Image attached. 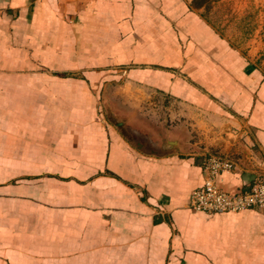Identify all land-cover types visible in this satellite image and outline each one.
<instances>
[{"label": "crops", "instance_id": "0c3cea01", "mask_svg": "<svg viewBox=\"0 0 264 264\" xmlns=\"http://www.w3.org/2000/svg\"><path fill=\"white\" fill-rule=\"evenodd\" d=\"M224 1L0 0V264H264L263 213L189 207L225 134L224 189L264 161Z\"/></svg>", "mask_w": 264, "mask_h": 264}, {"label": "built area", "instance_id": "2783aa9c", "mask_svg": "<svg viewBox=\"0 0 264 264\" xmlns=\"http://www.w3.org/2000/svg\"><path fill=\"white\" fill-rule=\"evenodd\" d=\"M232 135V136H230ZM244 134L238 131L225 134V140L230 143V151L210 149L202 154L204 185L191 194L189 207L197 212L205 213H241L247 210H258L264 214V161H260L248 190L232 192L221 186L223 175L238 171L239 163L234 157L231 147ZM232 150V151H231Z\"/></svg>", "mask_w": 264, "mask_h": 264}, {"label": "rangeland", "instance_id": "374dc122", "mask_svg": "<svg viewBox=\"0 0 264 264\" xmlns=\"http://www.w3.org/2000/svg\"><path fill=\"white\" fill-rule=\"evenodd\" d=\"M212 16L219 26L228 22L231 28L227 31L235 44L264 63V0H225ZM157 105L155 109L160 111L162 105Z\"/></svg>", "mask_w": 264, "mask_h": 264}]
</instances>
